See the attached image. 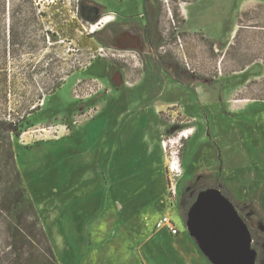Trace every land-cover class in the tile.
I'll return each mask as SVG.
<instances>
[{
	"label": "rangeland",
	"instance_id": "1",
	"mask_svg": "<svg viewBox=\"0 0 264 264\" xmlns=\"http://www.w3.org/2000/svg\"><path fill=\"white\" fill-rule=\"evenodd\" d=\"M147 1L150 29L143 0H0V121L27 198L59 264L84 255L110 203L134 208L124 234L211 264L187 206L223 191L264 264V0ZM163 215L196 247L155 231ZM6 242L0 229V259Z\"/></svg>",
	"mask_w": 264,
	"mask_h": 264
},
{
	"label": "trees",
	"instance_id": "2",
	"mask_svg": "<svg viewBox=\"0 0 264 264\" xmlns=\"http://www.w3.org/2000/svg\"><path fill=\"white\" fill-rule=\"evenodd\" d=\"M144 9L147 28H151L152 20L147 0H144ZM13 132L12 123L0 121V229L6 233V248L9 250L0 259V264H55L53 248L38 219L35 207L27 198V191L18 170L11 143ZM223 195L230 200L226 192H223ZM26 219L31 220L34 234L27 231ZM28 246L34 252L24 260L21 253ZM12 254H17L16 258L10 259ZM256 264H260L257 257Z\"/></svg>",
	"mask_w": 264,
	"mask_h": 264
},
{
	"label": "water",
	"instance_id": "3",
	"mask_svg": "<svg viewBox=\"0 0 264 264\" xmlns=\"http://www.w3.org/2000/svg\"><path fill=\"white\" fill-rule=\"evenodd\" d=\"M205 190L189 208L187 230L211 264H256L247 225L218 191Z\"/></svg>",
	"mask_w": 264,
	"mask_h": 264
},
{
	"label": "crops",
	"instance_id": "4",
	"mask_svg": "<svg viewBox=\"0 0 264 264\" xmlns=\"http://www.w3.org/2000/svg\"><path fill=\"white\" fill-rule=\"evenodd\" d=\"M109 207L112 209L105 214V221L93 227L94 229L98 226L94 231L93 239L89 240L84 255L77 257L70 254L65 257L67 262L64 261V264H191L190 259L185 256L183 251H167V245L164 246L161 241H157L156 235L124 234L127 222L133 218V206L122 217L115 204L110 203ZM182 240L187 246L194 245L193 241L186 237L178 238L179 242ZM194 247L196 246L194 245ZM168 256L173 258V261H167ZM175 258L179 261H176ZM201 259L198 256L196 260L201 261Z\"/></svg>",
	"mask_w": 264,
	"mask_h": 264
},
{
	"label": "built area",
	"instance_id": "5",
	"mask_svg": "<svg viewBox=\"0 0 264 264\" xmlns=\"http://www.w3.org/2000/svg\"><path fill=\"white\" fill-rule=\"evenodd\" d=\"M162 147H166V142H162ZM168 172H169V188L168 193L174 196L176 195L177 190V183L176 178L179 176L180 173V166L178 159H171L166 165ZM157 232L164 231L170 236H177L180 233V228L174 222V219L170 216L163 215L161 216L155 223L154 226Z\"/></svg>",
	"mask_w": 264,
	"mask_h": 264
},
{
	"label": "flooded vegetation",
	"instance_id": "6",
	"mask_svg": "<svg viewBox=\"0 0 264 264\" xmlns=\"http://www.w3.org/2000/svg\"><path fill=\"white\" fill-rule=\"evenodd\" d=\"M143 4H144V0H143ZM147 4H148V1H147ZM143 9H144V5H143ZM149 9V8H148ZM144 17H145V20H146V16H145V9H144ZM152 20V19H151ZM145 27H146V29H150V28H147V21H146V24H145ZM122 41H126V39H123ZM210 190V189H209ZM202 191H205V190H201V191H198V192H196V193H194V195H193V197H192V199L188 202V206H187V214H188V211H189V208L191 207V205L193 204V202L195 201V199L197 198V195L200 193V192H202ZM221 193V195L223 196V197H225L224 195H223V191H220ZM229 196V195H228ZM226 198V197H225ZM227 199V198H226ZM228 200V199H227ZM231 204H232V202H231V200H228ZM233 205V204H232ZM234 207V206H233ZM234 209H235V207H234ZM235 211L237 212V214L240 216V214L238 213V211L235 209ZM240 218L243 220V222L246 224V222L244 221V219L240 216ZM248 227V226H247ZM249 229V228H248ZM250 232V231H249ZM251 235V234H250ZM251 242H252V239H251ZM253 243V242H252ZM252 243H251V245H252Z\"/></svg>",
	"mask_w": 264,
	"mask_h": 264
},
{
	"label": "bare ground",
	"instance_id": "7",
	"mask_svg": "<svg viewBox=\"0 0 264 264\" xmlns=\"http://www.w3.org/2000/svg\"><path fill=\"white\" fill-rule=\"evenodd\" d=\"M109 22H110V20L109 21H102L101 24H107ZM214 192L217 193V191H214Z\"/></svg>",
	"mask_w": 264,
	"mask_h": 264
}]
</instances>
